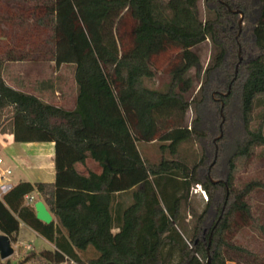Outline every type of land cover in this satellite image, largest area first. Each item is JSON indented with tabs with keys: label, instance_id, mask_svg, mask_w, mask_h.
<instances>
[{
	"label": "trees",
	"instance_id": "1",
	"mask_svg": "<svg viewBox=\"0 0 264 264\" xmlns=\"http://www.w3.org/2000/svg\"><path fill=\"white\" fill-rule=\"evenodd\" d=\"M206 41L204 66L195 48ZM20 61L73 66L75 108L11 86L4 69ZM161 70L167 88L149 87ZM9 121L16 142L54 143L55 181L15 184L0 198V232L16 243L24 223L55 247L0 264H264L235 241L238 227L264 230L251 203L264 178L236 184L264 154V0H0V130ZM189 141L201 148L193 164L140 151L160 142L177 156ZM34 193L56 222L36 217Z\"/></svg>",
	"mask_w": 264,
	"mask_h": 264
},
{
	"label": "rangeland",
	"instance_id": "2",
	"mask_svg": "<svg viewBox=\"0 0 264 264\" xmlns=\"http://www.w3.org/2000/svg\"><path fill=\"white\" fill-rule=\"evenodd\" d=\"M201 6L203 8V3ZM240 33L241 31L238 32L239 35ZM212 49L213 47L210 41H206L195 48V51L200 55L201 61L204 66L208 64L213 54ZM240 56L243 60L241 47H240ZM11 63H14V65H12ZM71 67L74 70V67L71 65L70 67L65 65V67L62 69V72H64L63 74H65V76L70 74ZM39 70L44 74H49L57 86L61 84L60 82L61 80H59V78L56 77L59 76L61 71L60 70L57 71L54 68L53 63L43 62V61L42 62H26V61L10 62L9 64H7V67L5 68V77L8 81L11 82L15 73V75H17V79L22 80V76L25 72L28 73H33V71L40 72ZM237 73H238V69H237ZM189 75L192 76L194 75V69L190 71ZM23 79L26 80V78ZM33 80L34 77L31 76V80H28L24 84L25 87L27 86L31 87L32 85H30V83L34 82ZM65 81L68 82L67 79H65ZM168 82H169V75L163 72L162 70L153 79L146 80V84L149 87L159 90H165L167 88ZM198 87L199 86L197 85V88H195L194 91H192L193 93L192 95H194V93L197 92ZM57 89H59V87H57ZM58 96L60 95H56L54 92L53 95H48L46 96V98L51 99L54 97L56 100H58L57 99ZM195 117H196V113L194 107H192L189 109L187 113L186 122L188 123V125H191ZM223 118L224 117L222 116L220 123L223 122L222 121ZM15 148L16 149L14 150V153L16 154V156L11 161L17 164L14 175L12 174L13 182L15 181L16 177L28 178L33 181L35 180L47 181L51 178V176L49 175L50 168H48V166H50L52 159L49 158L46 154H43L41 156L40 154L41 149L34 147L33 145H26L23 143L16 144ZM140 149L144 159H146V161L151 163L160 161L162 157H166V158L179 157L185 159L190 164H193L195 163L194 161L198 159L201 154V148L198 142L196 141L195 142L189 141L183 143L180 146V153L177 156H172L169 151L163 153L160 149V142L143 143L140 145ZM260 152L261 149H257L254 155L249 159L245 167V171L242 174H240L236 179L237 185L242 184L253 177L264 178V154L260 155ZM0 155L2 157H5V159L7 160L11 157L10 152L4 149H0ZM191 196L196 208L199 211H201L204 208L205 202L207 200L203 197V195H201V193H194L192 189H191ZM251 203L253 204L255 214L262 217L261 224L264 225V191H260V192L256 191L253 195V200H251ZM190 218L191 217L189 215L188 219ZM237 223L243 225V220L240 217H238L236 218V224ZM21 236H22V240H21L22 244L18 247V249L11 257L12 259H14V261H17V259L21 257L20 255L22 251H26V248L23 246V244H30L34 250H39L42 248H47V249L53 248V246L47 241H45L44 238H42V236L34 234L28 229L25 228L22 229ZM235 241L239 244L250 243L252 246H254L255 250L257 251L259 250L264 253V230L259 228V226L256 225L255 223L242 228L238 227L237 232L235 234ZM87 255L90 256L91 253H88ZM1 261L4 262L5 260H1ZM227 264H235V263L228 262Z\"/></svg>",
	"mask_w": 264,
	"mask_h": 264
},
{
	"label": "crops",
	"instance_id": "3",
	"mask_svg": "<svg viewBox=\"0 0 264 264\" xmlns=\"http://www.w3.org/2000/svg\"><path fill=\"white\" fill-rule=\"evenodd\" d=\"M12 65H14V63H11ZM7 67V66H6ZM65 67L61 66L57 71H61V73L59 74V76H56L59 78V80H61V84L59 86H57L55 84V82L52 80V77H50L49 74H44L42 73L40 70V72L38 71H33V73H28L25 72L22 76V80L17 79V75L13 76V79L10 81H8L5 77V69L3 72V76L5 78V80L13 87L17 88V89H21L30 93H33L35 95H38L39 97H41L42 99L54 103L60 107H63L65 109L71 110L74 109L76 106V98H77V85L74 82V70L71 67L70 70V74L66 75L63 74L64 72H62V69ZM70 67V66H69ZM17 72V71H16ZM57 75V74H56ZM31 76L34 77V82L30 83V85H32L31 87H25V83L28 80H31ZM12 77V76H11ZM23 78H26L23 79ZM65 79L68 80L65 81ZM53 81V82H52ZM57 87H59V89H57ZM55 92L56 95H60L58 96V100H56L54 97L51 99H47L46 96L48 95H53ZM18 143H23L26 145H33L34 147H37L40 150V154L41 156L43 154H46L49 158L52 159L50 166H48V168H50V172L49 175L51 176V178L47 181H38V180H30L28 178H21V177H16L14 183L17 184L20 181H30L33 183L36 182H47V183H53L55 181V167H54V154H55V148H54V143L53 142H16L14 140V133H13V123L11 121H9L6 125H4L1 130H0V149H4L10 152L11 157L7 160L4 158L5 160V164L6 166L10 167L13 170V175L15 172V169L17 167V164H15L14 162H11L12 159L16 156V154L14 153L15 145ZM16 162V161H15ZM89 165L94 168V170L99 171L100 168L98 167V165L93 161V160H88ZM82 169V166H80ZM41 168V167H40ZM36 198V202L41 200L44 202V204L46 205L47 209L51 212L52 216H53V221L56 222V217L55 215L52 213V211L50 210L49 205L43 200V199H38V195L36 193L33 194ZM28 229L29 231L33 232L34 234L40 235L39 233H37L35 230H33L32 228H30L29 226H27L24 223H21L20 225V233H19V238L18 241L16 243H12V244H18V247L22 244L21 240H22V236H21V231L22 229ZM41 236V235H40ZM42 238H44L42 236ZM45 241H47L48 243H50L53 248L55 247V245L51 242H49L46 238H44ZM24 246V244H23ZM17 247V249H18ZM16 249V250H17ZM28 250L26 249V251H22L21 255L25 252H27ZM20 255V256H21ZM21 257H19L17 260H19ZM14 260V259H13Z\"/></svg>",
	"mask_w": 264,
	"mask_h": 264
},
{
	"label": "water",
	"instance_id": "4",
	"mask_svg": "<svg viewBox=\"0 0 264 264\" xmlns=\"http://www.w3.org/2000/svg\"><path fill=\"white\" fill-rule=\"evenodd\" d=\"M234 12L240 13L239 31H241L242 24H243V14L240 11H234ZM241 60H242V58L240 56V50H239V63L241 62ZM236 73H237V68H236ZM228 93H229V91L227 93H225L224 95H227ZM223 105H224V102H222V106ZM221 115L223 116L222 110H221ZM222 121H224V118ZM221 136H222V134H220L219 137H221ZM211 181L213 183L218 182V180H214L212 178H211ZM34 208H35V212H36V217L39 220H41L47 224L51 223L53 221V216H52L51 212L47 209V207L43 201H41V200L37 201L34 205ZM14 253H15V249H14V246L12 245V242H11L9 236L0 232V259L6 260L8 258H11ZM210 261H211V257L209 255L207 261L204 264H210Z\"/></svg>",
	"mask_w": 264,
	"mask_h": 264
},
{
	"label": "built area",
	"instance_id": "5",
	"mask_svg": "<svg viewBox=\"0 0 264 264\" xmlns=\"http://www.w3.org/2000/svg\"><path fill=\"white\" fill-rule=\"evenodd\" d=\"M13 170L6 166L4 158L0 155V198H2L7 192H9L15 185L12 181ZM192 191L194 193H201L203 197L207 200L208 195L207 192L200 184H196L192 187ZM25 200L28 204H32L33 206L36 203V198L33 194H28L25 196ZM16 251L18 244H12ZM24 247L30 251L32 250V246L30 244H24ZM63 264H78L75 260L66 256L65 262Z\"/></svg>",
	"mask_w": 264,
	"mask_h": 264
}]
</instances>
